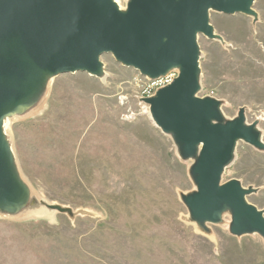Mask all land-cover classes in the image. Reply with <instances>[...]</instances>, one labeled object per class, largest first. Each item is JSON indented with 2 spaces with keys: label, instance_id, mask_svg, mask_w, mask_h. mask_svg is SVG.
<instances>
[{
  "label": "rangeland",
  "instance_id": "obj_1",
  "mask_svg": "<svg viewBox=\"0 0 264 264\" xmlns=\"http://www.w3.org/2000/svg\"><path fill=\"white\" fill-rule=\"evenodd\" d=\"M254 9L256 22L211 12L225 44L198 38L200 96L222 100L228 119L245 107L264 140V0ZM102 61L105 78L62 74L38 111L8 121L33 195L74 215L46 207L52 216H0V264H264V239L232 235L230 215L209 234L190 221L180 193L196 188L191 161L151 120L146 77L111 54ZM231 179L257 188L248 200L264 211V151L239 142L223 175Z\"/></svg>",
  "mask_w": 264,
  "mask_h": 264
},
{
  "label": "water",
  "instance_id": "obj_2",
  "mask_svg": "<svg viewBox=\"0 0 264 264\" xmlns=\"http://www.w3.org/2000/svg\"><path fill=\"white\" fill-rule=\"evenodd\" d=\"M255 0H0V216L16 217L41 206L73 216L70 207L39 200L24 180L6 122L27 115L62 74L103 79L111 54L150 80L178 72L175 80L143 100L152 121L170 136L181 160L191 161L195 189L180 193L189 219L205 233L231 216L236 237L264 239V211L248 197L258 189L238 179L223 182L243 141L264 151L259 120L246 108L228 119L223 101L200 96V35L225 44L210 23L212 11L259 18Z\"/></svg>",
  "mask_w": 264,
  "mask_h": 264
},
{
  "label": "built area",
  "instance_id": "obj_3",
  "mask_svg": "<svg viewBox=\"0 0 264 264\" xmlns=\"http://www.w3.org/2000/svg\"><path fill=\"white\" fill-rule=\"evenodd\" d=\"M178 75V72L176 70L170 72L169 74H167L166 76L164 77H160L158 79H155V80H150L148 78H146V84H145V89H146V92H145V96L146 97H151L155 94V92L160 89V88H163L169 84H171L175 78L177 77ZM213 94H210V96H212ZM149 106H147V111L148 110Z\"/></svg>",
  "mask_w": 264,
  "mask_h": 264
},
{
  "label": "bare ground",
  "instance_id": "obj_4",
  "mask_svg": "<svg viewBox=\"0 0 264 264\" xmlns=\"http://www.w3.org/2000/svg\"><path fill=\"white\" fill-rule=\"evenodd\" d=\"M117 2L119 3V5H120L121 8H125V6H123L119 0H117ZM42 102H43V100L41 101V103L38 106H36L34 109H32L28 114H32L36 110L38 111V109L40 108ZM149 114H150V111H149ZM150 118H151V114H150ZM151 120H152V118H151ZM7 123L8 122H6V130H7ZM52 214L53 213L51 211L47 210L46 207L41 206V207L34 208V209H28V210L22 212L19 215V217H24L26 219H30V218H38V217L52 216Z\"/></svg>",
  "mask_w": 264,
  "mask_h": 264
}]
</instances>
